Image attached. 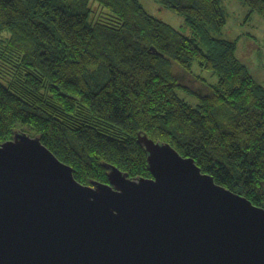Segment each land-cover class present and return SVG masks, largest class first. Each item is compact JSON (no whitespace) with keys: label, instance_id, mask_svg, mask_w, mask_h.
<instances>
[{"label":"trees","instance_id":"16d2710c","mask_svg":"<svg viewBox=\"0 0 264 264\" xmlns=\"http://www.w3.org/2000/svg\"><path fill=\"white\" fill-rule=\"evenodd\" d=\"M155 1L192 39L137 0H0V144L17 130L38 137L88 186L108 183V165L150 179L141 134L264 210V86L234 42L210 37L226 23L220 0ZM235 1L264 19V0ZM193 61L218 76L199 80L195 107L175 91Z\"/></svg>","mask_w":264,"mask_h":264},{"label":"water","instance_id":"95a60500","mask_svg":"<svg viewBox=\"0 0 264 264\" xmlns=\"http://www.w3.org/2000/svg\"><path fill=\"white\" fill-rule=\"evenodd\" d=\"M150 179L81 185L38 137L0 144V264H264V210L138 135Z\"/></svg>","mask_w":264,"mask_h":264},{"label":"rangeland","instance_id":"374dc122","mask_svg":"<svg viewBox=\"0 0 264 264\" xmlns=\"http://www.w3.org/2000/svg\"><path fill=\"white\" fill-rule=\"evenodd\" d=\"M137 2L147 15L169 25L182 36L192 39L193 32L187 26L184 16L162 6L155 0H137ZM219 6L226 23L220 32H211L210 37L218 41L234 42L235 57L245 66L250 76L264 86V19L256 14L245 19L247 16L245 6L235 0H220ZM196 42L206 53L202 41L198 39ZM190 71L194 79L180 81L183 83H178L175 91L180 99L195 107L198 104L197 92L201 85L199 80L209 86H215L218 76L212 71L201 69L197 61L192 62ZM22 131L17 130L15 133H22Z\"/></svg>","mask_w":264,"mask_h":264}]
</instances>
